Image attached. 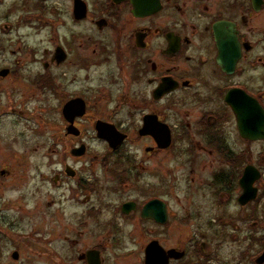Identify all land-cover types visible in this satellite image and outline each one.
Here are the masks:
<instances>
[{"label": "flooded vegetation", "instance_id": "flooded-vegetation-1", "mask_svg": "<svg viewBox=\"0 0 264 264\" xmlns=\"http://www.w3.org/2000/svg\"><path fill=\"white\" fill-rule=\"evenodd\" d=\"M54 4L49 20L71 30L49 36L55 42L43 51V78L31 81V47L27 82L12 84L15 68H0L8 70L0 82L14 86L0 90V121L17 114L26 123L27 149L31 96L42 93L47 114L56 100L60 118L47 117L58 132L48 152L58 158L4 160L9 168L0 170L1 177L31 175V214L41 209L35 195L47 182L45 213L56 222L45 239L16 236L10 258L27 249L28 264L31 255L44 264H116V242L129 225L136 250L125 256L137 264H264L256 186L264 156L251 151L264 136L248 137L264 112V0ZM18 91L26 111L15 106ZM246 167L258 176L254 197L241 204ZM180 197L186 216L177 218ZM231 202L235 217L227 216ZM195 215L214 222L197 224L203 239L178 247L170 240L176 220Z\"/></svg>", "mask_w": 264, "mask_h": 264}, {"label": "rangeland", "instance_id": "rangeland-1", "mask_svg": "<svg viewBox=\"0 0 264 264\" xmlns=\"http://www.w3.org/2000/svg\"><path fill=\"white\" fill-rule=\"evenodd\" d=\"M55 0H2L0 2V68L12 66L15 68V75L12 76L13 83L17 84L20 81L27 82L29 77V63L30 54L29 48L31 47V81L34 79L43 78L44 73V50L50 47V44L55 42L54 34H69L71 26L68 23L67 28L63 27V24L59 21H51L50 8L56 6ZM47 22V23H46ZM54 36L53 40H50L49 36ZM52 71V70H51ZM60 70L53 69V73L59 74ZM70 75V72H69ZM9 77V76H8ZM25 79V80H24ZM12 80L0 82V90L8 91L14 86L10 83ZM23 93H27V88H22ZM22 91H18L15 96V106L17 110L20 106H24L28 110L27 103H21L17 105L23 96ZM38 93V92H36ZM4 102H8V98L5 97ZM50 111L48 114L44 112L45 98L42 93H38L35 96H31V151L27 149L28 133L26 123L19 121L17 114L5 116L0 121V170L6 169V163L4 160H14L18 158L22 159H38L52 160L58 158V154H49L48 146L50 143H54L53 138L58 137V132L53 125L48 124L47 117L54 120L55 123L60 121L56 110L58 102L56 100L48 101ZM16 108H13L16 110ZM57 132V133H56ZM56 133V136L54 135ZM54 135V136H53ZM15 139V143L11 144V149H7L6 142ZM245 156H246V148ZM251 151L253 154H263L264 156V144L257 143L252 145ZM14 164V162H9ZM258 165V164H257ZM9 168V167H8ZM14 168V167H13ZM261 172H263V180H260L256 186L260 187L261 198L258 204L259 213V226L258 233L264 235V165L259 166ZM19 169V168H18ZM22 169V168H21ZM24 169V168H23ZM20 172L16 176H0V264H28L29 253L27 249L21 254L20 258L15 261L10 258L13 250L15 237H31L32 233H37L36 237L45 239L46 232L52 228L56 230V222H51L47 213H45L46 201L49 200L47 192L52 190L49 188L47 182L43 183V188L37 191L35 195L34 203L39 204L41 208L35 214H31V175L21 176ZM37 182H42L40 178L36 179ZM49 185V186H48ZM72 203V202H71ZM79 205V204H78ZM67 207L74 208L76 205L68 204ZM227 209V216L235 217L237 215V206L234 202L229 203ZM187 207L186 203L180 197L179 212L176 211V217L182 218L186 216L183 212V208ZM77 208V207H75ZM84 208V207H83ZM79 212V211H78ZM46 214V216H45ZM110 214L106 211L103 219L107 221L110 218ZM213 215H195L192 220L179 221L176 220L172 228L171 241H176L179 245L183 244L189 237H195L201 239L202 236L195 231L197 224H204ZM67 220H63L60 224L65 227ZM133 228L129 225H124L121 230V234L124 233L125 238L123 243L116 242V264H137L136 258L132 254L126 257V252L132 250L135 253L136 245L132 243V239L129 237V233ZM218 229H212L211 233H216ZM196 233V234H193ZM19 237V238H20ZM106 238V237H105ZM203 239V238H202ZM19 240V239H18ZM191 241V239H190ZM23 249V250H24ZM39 260V261H37ZM45 259L31 255V264H44Z\"/></svg>", "mask_w": 264, "mask_h": 264}, {"label": "water", "instance_id": "water-1", "mask_svg": "<svg viewBox=\"0 0 264 264\" xmlns=\"http://www.w3.org/2000/svg\"><path fill=\"white\" fill-rule=\"evenodd\" d=\"M8 73V70L4 69L2 71H0V77H4L6 74ZM244 116H247L246 113H243ZM260 117H259V123L258 124H254L255 127H258L256 132H248V137L253 138V139H260L263 138L264 136V112L262 111V109L260 108V113H259ZM105 135V138L106 139ZM246 137V135H245ZM108 141V139H106ZM255 169H253L252 167H246L245 171H244V175L242 177V179L240 180V185L243 188V193L242 195L239 197V201L241 204H245L247 201H249L252 197H254L255 195V188H252V184H253V180L258 176V173L256 171L255 173ZM12 257H14V254H12Z\"/></svg>", "mask_w": 264, "mask_h": 264}]
</instances>
